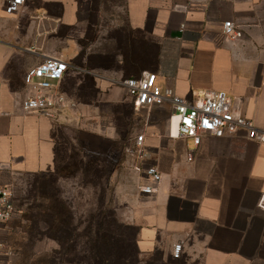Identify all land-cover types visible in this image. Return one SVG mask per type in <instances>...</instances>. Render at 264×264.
<instances>
[{
	"label": "crops",
	"instance_id": "0c3cea01",
	"mask_svg": "<svg viewBox=\"0 0 264 264\" xmlns=\"http://www.w3.org/2000/svg\"><path fill=\"white\" fill-rule=\"evenodd\" d=\"M86 1L26 0L11 14L7 0H0L1 184L13 190L20 176L52 170L60 125L74 127L90 150L109 151L118 139L115 111L82 100L89 79L95 102L131 108L133 143L135 132L145 136L148 159L136 160L134 168L138 188L151 184L139 173L142 167L155 165L161 174L156 193L139 191L140 199L127 206L126 224L137 228L140 255L161 253L174 264H264V211L258 208L264 145L241 131L204 136L195 147L178 138V118L169 106L136 111L120 84L147 72L160 88L185 99L225 92L233 111L264 132V0H125V20L107 28L111 35H104L100 16L88 22ZM229 21L242 38L224 36ZM51 57L72 67L59 89L78 102L60 123L22 109L27 71ZM15 230L11 222L0 225V264L20 257ZM178 244L182 253L175 259Z\"/></svg>",
	"mask_w": 264,
	"mask_h": 264
},
{
	"label": "rangeland",
	"instance_id": "374dc122",
	"mask_svg": "<svg viewBox=\"0 0 264 264\" xmlns=\"http://www.w3.org/2000/svg\"><path fill=\"white\" fill-rule=\"evenodd\" d=\"M86 2L84 16L90 24H94L96 18L100 16L98 24L104 29V35L114 33L107 28L123 25L125 0H87ZM91 34L89 39H94V33ZM72 84L73 81L69 88L71 93L74 87ZM82 95V100L86 103L93 102L94 105L97 104L100 109L109 113L115 111L114 119L118 139L112 143L108 152H98L99 154L90 156L94 165L88 168L89 171L69 174L62 169L68 163L71 145L78 144L75 140L78 137L77 130L71 125L57 127L55 132L58 144L56 165L44 174L20 176L13 187L16 208L21 210L10 221L18 234L17 240L19 239V242L21 240L17 249L20 257L15 264H84L85 258L88 257L85 242H88L86 234H88L90 224L87 222L92 221V216L98 217L97 208L102 207H105L102 217L105 228L114 238L110 241L115 245V249L120 241H136L137 228L126 224L128 204L140 199L138 188L140 176L134 169L137 162L126 153L125 149L133 145L132 110L127 105L111 106L95 102L96 90L91 81L87 82ZM133 135L137 137L138 134L135 132ZM140 171L142 176V170ZM54 202L70 211L71 221L75 227L77 225L79 228L77 232L71 230L69 235H65L70 236V240L77 245L75 249L72 245L68 247V251H62L53 240L50 231H44L41 227L34 231L31 238H27L23 233L25 230L23 214L31 210L37 215L43 207ZM125 227H130L131 230L128 232ZM126 232L127 236L124 235ZM138 260V262L131 260L128 264H174L167 259L164 261L161 253H156L146 259L139 254Z\"/></svg>",
	"mask_w": 264,
	"mask_h": 264
},
{
	"label": "built area",
	"instance_id": "2783aa9c",
	"mask_svg": "<svg viewBox=\"0 0 264 264\" xmlns=\"http://www.w3.org/2000/svg\"><path fill=\"white\" fill-rule=\"evenodd\" d=\"M26 0H7L6 11L17 14ZM222 33L231 40L242 38L243 33L233 22H225ZM72 67L59 59L47 58L37 66L29 69L24 83L28 88L26 98L22 103L25 114H37L55 123L62 121L65 112L78 108V104L59 89L60 83ZM78 71L77 68H73ZM132 101L136 111L149 109L153 106H169L178 118V138L191 140L195 147L201 144L204 136L223 138L245 132L246 138L264 145V132L257 129L251 120L233 111L232 100L222 91L204 92L197 100H189L178 96L173 90H163L157 85L156 75L144 73L140 78H128L120 82ZM144 135L137 136L135 142L126 153L137 160L144 162L148 159L144 149ZM193 159V153H188V160ZM144 178L151 182L142 185L139 191L150 195L157 192L161 181V174L155 165L142 167ZM14 191L0 182V225L13 220L18 213ZM258 208L264 211V194L261 195ZM182 253L180 244L174 246L173 257L179 259Z\"/></svg>",
	"mask_w": 264,
	"mask_h": 264
},
{
	"label": "trees",
	"instance_id": "16d2710c",
	"mask_svg": "<svg viewBox=\"0 0 264 264\" xmlns=\"http://www.w3.org/2000/svg\"><path fill=\"white\" fill-rule=\"evenodd\" d=\"M88 81L90 80L88 79L87 82ZM75 140L78 141V144L71 145V154L68 155V163L62 169V171L69 174H74V172L79 171H89L88 168L94 165L90 156L99 154L97 151L92 152L86 144H81L78 138H75ZM57 146L56 140L55 165L57 163L58 154ZM125 149L127 151L128 147ZM104 208H97V213H99L98 217L92 216V221L87 222L90 224L87 231L88 234H86L88 242H85V244H87L86 254L88 253V257L85 258L84 264H128L131 260L138 262L140 252L137 248L136 241H120L116 244L117 246L115 249V245L110 241L114 238L110 232L108 234L102 218ZM18 211L21 212L19 209ZM38 213L40 215H36L33 211L27 210L22 216L25 225L23 233L26 234L27 238L33 237L34 231L41 227L44 231H50L53 240L62 251H68V247L72 245L74 246L73 249L77 247V245L70 240V236H65L67 234L69 235L71 230L74 232L79 230L77 225L75 227L74 223L71 221L70 211L66 207L54 202L43 207ZM125 230L128 231L131 230V228L125 227ZM107 235H109V237ZM124 235L127 236V232ZM136 238L137 232H135V239ZM24 240L26 241L25 238Z\"/></svg>",
	"mask_w": 264,
	"mask_h": 264
}]
</instances>
